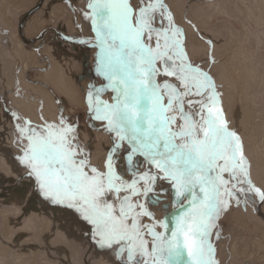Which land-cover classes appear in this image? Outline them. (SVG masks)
<instances>
[{"label": "snow or ice", "instance_id": "obj_1", "mask_svg": "<svg viewBox=\"0 0 264 264\" xmlns=\"http://www.w3.org/2000/svg\"><path fill=\"white\" fill-rule=\"evenodd\" d=\"M88 7L106 82L93 87L88 104L113 138L111 154L103 171L91 167L75 127L61 120L43 134L18 130L29 141L22 163L44 198L80 212L99 248L116 251L121 264H216L210 238L230 201L251 192L264 206L217 85L189 61L164 0H90ZM105 92L111 103L100 99ZM121 150L118 174L113 157ZM146 202L163 203L165 220L156 221Z\"/></svg>", "mask_w": 264, "mask_h": 264}, {"label": "rangeland", "instance_id": "obj_2", "mask_svg": "<svg viewBox=\"0 0 264 264\" xmlns=\"http://www.w3.org/2000/svg\"><path fill=\"white\" fill-rule=\"evenodd\" d=\"M25 1L0 0V264H121L116 251L99 248L94 227L80 212L44 198L22 163L29 141L18 130L43 134L61 120L75 127V143L91 167L103 171L113 148L88 104L93 87L105 81L97 75L99 50L79 35L80 0H42L21 15ZM164 2L183 33L189 61L215 81L224 117L243 136L257 171L264 163V0ZM100 99L111 103L112 93ZM113 159L120 174L123 151ZM145 206L156 221L165 220L163 203ZM142 222L145 229L152 224L147 217ZM257 242L218 241L216 264H250Z\"/></svg>", "mask_w": 264, "mask_h": 264}, {"label": "crops", "instance_id": "obj_3", "mask_svg": "<svg viewBox=\"0 0 264 264\" xmlns=\"http://www.w3.org/2000/svg\"><path fill=\"white\" fill-rule=\"evenodd\" d=\"M41 1L42 0H36L35 3H33L31 0L25 1L23 4L27 5V9L23 10L22 7L20 6L21 10H19V13H21V15H27L28 12L30 13L33 12L35 9L38 8ZM89 2L90 1L88 0H84V1L80 0V2L78 3V12H79V21H80L79 33H81L79 35L84 37L86 41L91 40L92 45L95 48H97V50H99V48L95 46L97 38L93 31L92 21L87 18L88 16L91 15V12L88 7ZM137 2L138 0H132L133 6H135ZM45 35H47V33ZM73 39L70 38L69 39L70 42H73L74 41ZM98 52L99 51H97V56L99 55ZM98 77L100 78L101 81L103 80L100 76ZM164 80H170V78L163 76L158 78V82H162ZM106 93L108 94L109 92H105L104 95H106ZM229 128H232L230 124H229ZM239 136L243 143V148L245 149L246 152L244 153L245 158L247 159L250 165L251 183L254 188L259 189L260 191H264V169H260L262 168L261 165L264 166V163H260V162L259 164L257 163V165L259 166L257 171L256 169H254L255 163L253 162V158L249 156V154H247V147L244 138L242 135ZM257 165H255V167H257ZM227 178L228 177L225 176V179ZM239 187L244 188L245 185L240 184ZM254 200L255 203H253ZM230 203H231V207L228 209L227 212L221 214V218L218 221V226L216 227L210 238V242L214 248V260L218 254L217 253L218 248L216 247L218 241L221 240L238 241V244H241L242 246L253 239L254 240L257 239L258 242L256 246V255L254 258L255 261L251 262L250 264H264V206H261L258 197H255V195L251 192H248L246 195H244L242 198V202H240L239 204L236 203V200H232L230 201ZM230 253H231L230 255L234 257L235 253L238 254V251L235 252L234 247H232ZM243 255L244 253H240V256Z\"/></svg>", "mask_w": 264, "mask_h": 264}, {"label": "bare ground", "instance_id": "obj_4", "mask_svg": "<svg viewBox=\"0 0 264 264\" xmlns=\"http://www.w3.org/2000/svg\"><path fill=\"white\" fill-rule=\"evenodd\" d=\"M75 2H76V1H75ZM59 17H60V16H59ZM225 72H226V71H225ZM225 75H226V74H225ZM229 76H231V75H229ZM229 76H228V77H229ZM243 76H244V74H243ZM246 77H247V76H246ZM225 79H226V77H225ZM226 80H227V79H226ZM77 85H78V84H77ZM80 86H81V85H80ZM77 88H78V86H77ZM75 89H76V88H75ZM80 91H81V89H80ZM79 93H80V92H79ZM79 93H78V94H79ZM80 100H81V99H80ZM80 105H81V103H80ZM255 122H256V121H255ZM232 123H233V122H232ZM234 124H235V123H234ZM234 124H233V125H234Z\"/></svg>", "mask_w": 264, "mask_h": 264}]
</instances>
